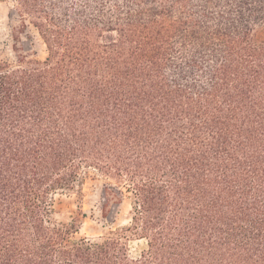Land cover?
Here are the masks:
<instances>
[{
    "label": "trees",
    "instance_id": "trees-1",
    "mask_svg": "<svg viewBox=\"0 0 264 264\" xmlns=\"http://www.w3.org/2000/svg\"><path fill=\"white\" fill-rule=\"evenodd\" d=\"M2 1L0 264H264V0ZM88 181L98 237L53 218Z\"/></svg>",
    "mask_w": 264,
    "mask_h": 264
},
{
    "label": "rangeland",
    "instance_id": "rangeland-1",
    "mask_svg": "<svg viewBox=\"0 0 264 264\" xmlns=\"http://www.w3.org/2000/svg\"><path fill=\"white\" fill-rule=\"evenodd\" d=\"M10 1L0 0V53L7 57L13 56L12 26L17 23V19L10 17L12 9ZM32 37L23 38L25 50L31 51L34 43L37 49V56L44 58L46 56L45 45L43 44L37 31L31 27ZM32 38L34 41H32ZM85 196L79 199L76 193H63L56 195L53 218L58 223H69L74 215H80V207L85 212V216L80 218L79 231L76 235L98 237L109 230L105 219L101 214L102 204V182L88 181L84 187ZM131 216V204L129 199H125L121 206L116 210V222L118 224H128ZM144 246V240H135L131 242L133 251Z\"/></svg>",
    "mask_w": 264,
    "mask_h": 264
}]
</instances>
